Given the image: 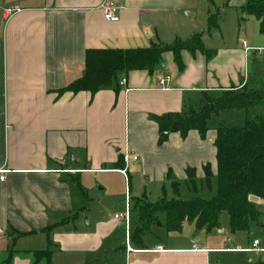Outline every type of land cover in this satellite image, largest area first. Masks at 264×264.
Returning <instances> with one entry per match:
<instances>
[{
	"label": "crops",
	"instance_id": "obj_1",
	"mask_svg": "<svg viewBox=\"0 0 264 264\" xmlns=\"http://www.w3.org/2000/svg\"><path fill=\"white\" fill-rule=\"evenodd\" d=\"M104 1L0 0V175L6 176L0 182V264H31L30 253L47 250L49 240L50 264H264V200L257 198L262 226L253 223L248 232L231 233L222 216L221 229L211 233L186 222L180 233L165 232V241L151 231L156 241L145 235L143 248L132 242L133 224L141 227L134 204L148 200L152 188L165 198L170 186L173 199L180 183H189L188 169L196 170V185H205L210 165L217 191L215 142L224 127H209L210 119L205 139L191 131L159 144L154 118L185 117L190 109L200 111L206 96L250 89V61L264 53L260 22L243 20L240 47L212 48L201 33L204 47L216 54L207 60L183 51L182 72L168 52L154 74H120L119 82L125 77L127 83L118 91L63 92L84 75L87 50L145 49L196 35L182 16L195 0H114L121 7L117 23L100 10ZM11 8L18 12L7 21ZM162 78H168L163 86ZM127 151L141 161L128 166L126 178L119 170ZM71 168L82 172H61ZM127 206L132 252L125 224L115 218Z\"/></svg>",
	"mask_w": 264,
	"mask_h": 264
},
{
	"label": "trees",
	"instance_id": "obj_2",
	"mask_svg": "<svg viewBox=\"0 0 264 264\" xmlns=\"http://www.w3.org/2000/svg\"><path fill=\"white\" fill-rule=\"evenodd\" d=\"M242 21L254 17L260 22V33L264 36V0H249L240 8ZM202 35L196 34L186 41L177 40L171 45L152 43L145 49L133 50H87L85 54L84 75L69 84L63 92L78 94L89 92L95 95L102 89L115 87L118 91L119 76L122 73L146 71L154 74L163 65V55L172 53L179 71L184 70L182 52L193 55L201 53L207 60L213 58L215 51L207 50ZM203 108L196 112L190 109L183 117L179 114L155 117L159 127V144L167 141L171 134L179 133L186 138L191 131H197L205 139L208 122L213 115L235 110L246 114L243 128L218 129L215 147L217 150V192L211 200L194 198L183 201L163 198L157 203L137 200L134 204L140 217L141 228L135 230L132 242L143 248V237L159 223V215L166 217V229L169 233H180L184 223L194 224L197 230L211 233L221 229V217L227 213L231 233L248 232L253 223H258L263 213L254 203V198L264 200V89L247 88L226 91L217 99L205 97ZM124 164V158H122ZM207 187L211 188L214 178L210 165L204 167ZM188 182L197 189L196 170H187ZM178 196V189L176 188ZM47 231V230H46ZM20 236V234H18ZM52 242L48 249L30 253L31 264H50ZM11 253L7 261H12ZM263 264V263H250Z\"/></svg>",
	"mask_w": 264,
	"mask_h": 264
},
{
	"label": "rangeland",
	"instance_id": "obj_3",
	"mask_svg": "<svg viewBox=\"0 0 264 264\" xmlns=\"http://www.w3.org/2000/svg\"><path fill=\"white\" fill-rule=\"evenodd\" d=\"M248 1L249 0H195V3L192 6L193 10L190 9L189 13H184L182 16L195 26L194 29L196 34L203 33V36L206 37L207 43L210 47L217 49L240 47L242 45V40L245 38V32L242 25L243 21L240 19L242 17L240 7L246 5ZM189 15H194V17L189 18ZM240 30L241 32L239 33ZM250 66L253 78L252 83L250 84V89H264V53L262 52L261 56L258 57L257 63H252V61H250ZM254 73H257L258 75H254ZM257 109L264 112V107H258ZM217 125H221L224 128H243L245 126L244 113L243 111L229 110L224 112L223 115L213 116L209 122V127H215ZM136 179L137 178L134 177L135 181ZM196 188L197 189H193L189 183L181 182L178 196L175 195V198L177 197L183 201H191L194 198L211 200L217 192L215 184L209 188L203 183L198 182ZM166 194L167 197L165 196V199L171 200L172 197H174L172 196L174 194L170 186L166 188ZM147 195L150 203L160 202L164 197L163 191H157L154 188L149 190ZM103 196L106 197V194L104 193ZM114 213L115 211L112 212V216ZM160 216L159 223L152 226L151 231L156 232L158 237L161 240H164L162 235L168 231L166 229V219H164L161 214ZM228 220V214L225 213L222 218L223 224H226ZM185 226L187 228L190 224L188 223ZM132 227L134 233L135 229L140 226L134 229L133 224ZM151 231L146 235H148L147 237L150 240L153 239L156 241V237L149 235L151 234Z\"/></svg>",
	"mask_w": 264,
	"mask_h": 264
},
{
	"label": "built area",
	"instance_id": "obj_4",
	"mask_svg": "<svg viewBox=\"0 0 264 264\" xmlns=\"http://www.w3.org/2000/svg\"><path fill=\"white\" fill-rule=\"evenodd\" d=\"M100 10L104 13V16L106 18V20H108L109 22L112 23H117L120 21V10L121 7L116 3V1L114 0H106L104 1L101 6H100ZM18 12V9H7L4 12V18L8 21L15 13ZM244 46L246 45V43H243ZM166 80H168V78H162L160 79V84L163 86L166 82ZM127 83L126 78H122L119 82V86L120 87H125ZM124 164H125V168L122 170H119V172L124 175L127 178V171H128V166L132 163L137 164L141 161L140 156L134 152V151H127L124 154ZM62 173L65 174H70V175H77L79 173H81V170H77L75 168H71V169H65V170H61ZM6 180V176L5 173L2 172L0 175V182L4 183ZM116 219L121 220L122 222H124L125 224V231H126V249L128 250V252H132L133 249L131 248V230H130V211H129V207L127 206V210L120 215H116L115 216ZM259 242L255 241L253 243V249L256 248L258 246ZM158 251H163L161 248L157 249ZM194 250L198 251V249L196 247H194Z\"/></svg>",
	"mask_w": 264,
	"mask_h": 264
},
{
	"label": "water",
	"instance_id": "obj_5",
	"mask_svg": "<svg viewBox=\"0 0 264 264\" xmlns=\"http://www.w3.org/2000/svg\"><path fill=\"white\" fill-rule=\"evenodd\" d=\"M257 226H262V224L261 223H258Z\"/></svg>",
	"mask_w": 264,
	"mask_h": 264
}]
</instances>
